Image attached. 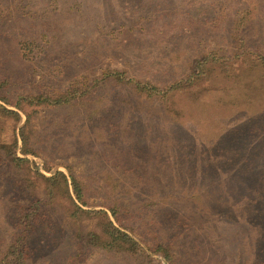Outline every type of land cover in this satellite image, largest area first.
<instances>
[{"label": "rangeland", "instance_id": "rangeland-1", "mask_svg": "<svg viewBox=\"0 0 264 264\" xmlns=\"http://www.w3.org/2000/svg\"><path fill=\"white\" fill-rule=\"evenodd\" d=\"M77 1H81L80 6L97 17L86 13L81 14L82 18L78 20L77 11L69 8ZM153 2L156 5L152 9L145 6V9L137 11V0H0V80L8 83L4 94L13 101L18 95H35L38 90L63 91L73 80L82 77L90 80L99 76L106 67L130 74L135 56L143 58L140 64L144 67L138 66L140 71H149L155 79H162L167 84L187 74L190 62L201 53L202 48L191 41L203 37L208 49L222 47L226 43L233 13L237 9L224 0ZM243 4L238 8H248L245 33L253 38L249 39L250 43L261 45L264 43V0H247ZM158 10L162 13L165 31L160 39L146 31L140 34L141 30L136 27L131 31L117 29L118 26L133 25L140 17L144 19L150 11ZM95 21L105 25L106 29L94 28L92 23ZM138 38L145 41L136 40ZM114 39L124 44L122 56L115 53ZM236 47V51H231L233 55L229 61L219 65L212 63L208 75L188 88L174 91L175 95L171 94L165 104V113L168 114L165 119L176 125V136L190 139L188 143L191 145L195 142L209 144L225 134L232 136L240 131L262 132L258 128L264 125V61L258 58L257 53L246 54L239 45ZM95 52L97 54H92ZM124 91L126 89L112 88L110 96L114 105L128 95H124ZM157 103L151 106L143 103V106L158 109ZM75 104L65 108H31L24 105L25 112L31 116V146L37 152L36 157L26 155L29 166L45 176L56 171L66 173L67 167L75 177L92 185L112 180L103 168L107 163L91 159L93 151L120 159L123 167H133L136 161L131 159L124 142L111 138L100 140V144L92 143L93 139L99 138V132L94 134L89 130L116 120V115L112 114L116 110L101 111L84 125L78 121L87 116L85 109L89 105L79 101ZM97 104V100L91 103ZM20 116V121L0 116L1 141H12L14 132L24 124L25 115L20 112ZM238 126L240 130L236 128ZM127 139L133 141V138ZM137 143L142 146L137 147L138 154H143L142 142L137 140ZM18 156L23 157L19 152ZM0 170L4 171L3 178H0L1 213L13 201H21V197L13 195L14 200L11 193L6 196L9 188L5 181L11 171ZM189 183H193L191 178ZM35 184L41 187L39 181L36 180ZM89 203L93 208H99L92 198ZM172 203L174 210H169L171 217L190 226L189 232L181 229L178 232L181 236L177 244L184 264H261L259 258L264 255V212H261L262 219L258 218L261 224H257V219L247 220L243 214L245 207L251 206L246 201H234L229 209L223 205L209 211L200 207L201 202L192 192L180 202ZM64 204L60 200L51 215L58 219L61 228L57 244L49 236L42 238L39 264H59L61 260L55 255L57 247L62 246L68 251V233L73 224L64 210ZM209 204L215 205L210 201ZM4 215L0 216V220L5 219ZM2 225L7 228L8 222L5 224L4 220ZM95 225L94 219L81 221L84 231H97ZM142 227L137 224L134 229L136 233H144L142 239L149 245L150 239L146 236L148 227ZM148 254L146 251L138 261L133 259L128 263L120 256L94 253L83 264H165L158 255Z\"/></svg>", "mask_w": 264, "mask_h": 264}, {"label": "trees", "instance_id": "trees-1", "mask_svg": "<svg viewBox=\"0 0 264 264\" xmlns=\"http://www.w3.org/2000/svg\"><path fill=\"white\" fill-rule=\"evenodd\" d=\"M224 2L237 8L226 43L222 47L208 49L203 37L191 41L202 48L201 53L190 62L187 74L167 84L162 79H155L149 71H140L138 66L144 67V64H140L143 58L138 56H135V65L131 66L130 74L106 67L99 76L90 80L88 77L73 80L63 91L38 90L35 95H18L13 101L4 94L8 88L7 81L0 80V116L20 121V112L25 115L24 124L14 132L12 141L5 143L0 140V168L11 171L5 181L9 188L6 196L11 193V196L21 197V201H11V205L0 213V216L7 213L4 220L5 224L8 222L5 228L2 225L4 220H0V232L3 231L0 234V264H39L42 238L49 236L57 244L58 230L61 228L58 219L51 215L60 200L65 202L64 210L73 228L68 233V251L63 250L62 246L57 247L58 253L55 255L61 260L59 264H83L94 253L120 256L130 263L133 259L138 261L146 251L149 252L147 256L158 255L165 264H184L177 244L181 236L178 232L180 229L189 232L190 226L171 217L169 210H174L172 202H180L191 192L201 202L200 207L209 211L223 205L229 209L234 201H246L251 206L245 207V218L257 219V224H261L258 218L264 212V125L258 128L262 130L261 134L258 131H240L232 136L225 134L209 144L195 142L191 145L188 143L190 139L176 136V125L170 119H165L168 115L165 104L175 95L173 92L188 88L208 75L212 63L219 65L229 61L233 55L231 51H236L237 45L244 49L243 53H257L258 58L264 61V43L262 46L250 43L249 39L253 38L245 33L248 8H238L247 0ZM81 3L77 1L69 7L77 11L78 20L82 18L81 14L86 13L97 17L89 13L86 7L80 6ZM155 5L153 0H137L135 8L140 11L145 6L152 9ZM92 24L98 30L106 29L98 21ZM135 27L141 30L140 34L146 31L155 35L156 39L165 34L159 10L150 11L133 25L118 26L117 29L131 31ZM136 40L145 41L142 38ZM114 41L117 48L115 53L122 56L124 44L121 45L116 39ZM112 88L120 91L126 89L123 93L128 95L114 105L110 96ZM96 100L98 104L91 105ZM78 101L89 105L85 109L87 116L78 121L84 125L101 111L116 110L112 113L116 115V120L89 130L94 134L99 132L100 139H93L92 143L100 144V140L116 138L125 143L131 159L136 161L133 167H123L120 159L91 152L93 161L107 163L103 168L112 177L108 183L92 185L81 181L67 167L66 173L56 171L45 176L33 170L26 158V155L36 157L37 152L31 146V116L25 112L24 105L31 108H65L74 107ZM155 102H158V109L143 106V103L151 106ZM127 138H133V141L129 142ZM137 140L144 146L143 154H138L137 147L141 145ZM18 152L23 157H19ZM3 172L0 170V178H3ZM36 180L41 183L40 188L36 186ZM91 198L98 209L89 203ZM209 201L216 206L210 205ZM83 219H94L98 230L84 231L81 226ZM137 224L143 226L142 229L148 227L146 236L150 239L149 245L142 239L144 233H136L134 226ZM259 260L264 264V255Z\"/></svg>", "mask_w": 264, "mask_h": 264}]
</instances>
